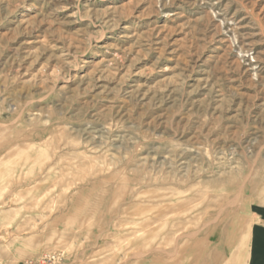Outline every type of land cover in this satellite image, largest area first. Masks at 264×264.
I'll return each instance as SVG.
<instances>
[{"label": "rangeland", "instance_id": "rangeland-1", "mask_svg": "<svg viewBox=\"0 0 264 264\" xmlns=\"http://www.w3.org/2000/svg\"><path fill=\"white\" fill-rule=\"evenodd\" d=\"M263 224L264 0H0V264H245Z\"/></svg>", "mask_w": 264, "mask_h": 264}, {"label": "crops", "instance_id": "crops-1", "mask_svg": "<svg viewBox=\"0 0 264 264\" xmlns=\"http://www.w3.org/2000/svg\"><path fill=\"white\" fill-rule=\"evenodd\" d=\"M245 264H264V224L248 240Z\"/></svg>", "mask_w": 264, "mask_h": 264}, {"label": "built area", "instance_id": "built-area-1", "mask_svg": "<svg viewBox=\"0 0 264 264\" xmlns=\"http://www.w3.org/2000/svg\"><path fill=\"white\" fill-rule=\"evenodd\" d=\"M57 258L55 256H45L37 261H27L23 264H57Z\"/></svg>", "mask_w": 264, "mask_h": 264}, {"label": "bare ground", "instance_id": "bare-ground-1", "mask_svg": "<svg viewBox=\"0 0 264 264\" xmlns=\"http://www.w3.org/2000/svg\"><path fill=\"white\" fill-rule=\"evenodd\" d=\"M160 216H164V214H163V215L160 214ZM196 249H197V245H196V244H193V245H191V246L188 248L187 252H188V251H189V252H192L193 250H196Z\"/></svg>", "mask_w": 264, "mask_h": 264}]
</instances>
